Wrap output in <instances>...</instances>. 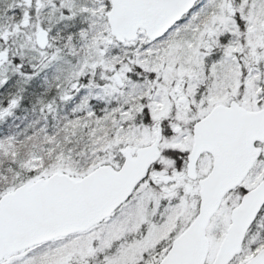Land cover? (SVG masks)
<instances>
[{
  "label": "snow or ice",
  "instance_id": "obj_1",
  "mask_svg": "<svg viewBox=\"0 0 264 264\" xmlns=\"http://www.w3.org/2000/svg\"><path fill=\"white\" fill-rule=\"evenodd\" d=\"M0 264H264V0H0Z\"/></svg>",
  "mask_w": 264,
  "mask_h": 264
}]
</instances>
